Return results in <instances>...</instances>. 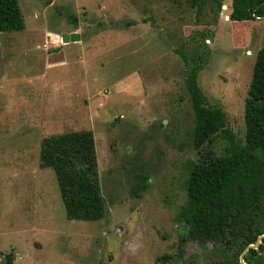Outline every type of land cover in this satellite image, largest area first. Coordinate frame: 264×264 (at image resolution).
Returning a JSON list of instances; mask_svg holds the SVG:
<instances>
[{"label": "rangeland", "instance_id": "1", "mask_svg": "<svg viewBox=\"0 0 264 264\" xmlns=\"http://www.w3.org/2000/svg\"><path fill=\"white\" fill-rule=\"evenodd\" d=\"M17 1L24 28L0 32L1 253L13 252L12 264L239 260L235 249L189 237L179 214L197 158L184 80L199 62L198 85L243 141L264 16L231 21V0ZM75 31L80 41L61 42ZM83 130L105 201L95 221L67 219L52 168L40 166L45 137ZM224 146L216 137L217 152Z\"/></svg>", "mask_w": 264, "mask_h": 264}, {"label": "trees", "instance_id": "2", "mask_svg": "<svg viewBox=\"0 0 264 264\" xmlns=\"http://www.w3.org/2000/svg\"><path fill=\"white\" fill-rule=\"evenodd\" d=\"M220 6L217 2V10ZM255 16H264V0H231L229 20L247 22ZM71 20L76 24L75 17ZM133 23L124 22L125 25ZM23 28L24 18L18 1L0 0V32ZM200 67L199 62L190 66L184 80L194 113L190 143L197 158L190 162L185 174L186 201L179 214L189 237L224 244L240 255L247 245L264 234V46L255 55L244 99L243 141L227 127L222 108L210 104L198 85ZM218 136L225 141L222 152L215 149ZM39 154L40 166L52 168L55 174L67 219L95 221L105 216L90 131L45 137ZM263 250L264 238L258 249H248L244 262L264 261ZM0 255L4 256V264H12L13 252L2 254L0 251ZM224 264L241 263L236 258L235 262Z\"/></svg>", "mask_w": 264, "mask_h": 264}, {"label": "water", "instance_id": "3", "mask_svg": "<svg viewBox=\"0 0 264 264\" xmlns=\"http://www.w3.org/2000/svg\"><path fill=\"white\" fill-rule=\"evenodd\" d=\"M60 40L63 44H69V43H75L80 41V34L75 32H69V33H62L60 35ZM262 238H264V234L259 235L256 239V241L252 244L247 245L240 253L239 260L241 264H246L243 260L244 255L248 251L249 248L257 249L258 245L261 243Z\"/></svg>", "mask_w": 264, "mask_h": 264}, {"label": "built area", "instance_id": "4", "mask_svg": "<svg viewBox=\"0 0 264 264\" xmlns=\"http://www.w3.org/2000/svg\"><path fill=\"white\" fill-rule=\"evenodd\" d=\"M255 18H256V19H259L260 17H258V16H255Z\"/></svg>", "mask_w": 264, "mask_h": 264}, {"label": "flooded vegetation", "instance_id": "5", "mask_svg": "<svg viewBox=\"0 0 264 264\" xmlns=\"http://www.w3.org/2000/svg\"><path fill=\"white\" fill-rule=\"evenodd\" d=\"M260 245V244H259ZM259 245H258V247H259ZM258 247H257V249H258ZM241 263V262H240Z\"/></svg>", "mask_w": 264, "mask_h": 264}]
</instances>
